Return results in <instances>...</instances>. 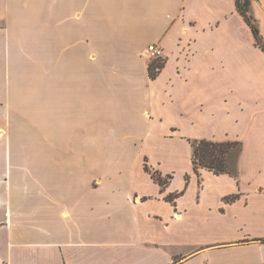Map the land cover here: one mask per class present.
I'll return each mask as SVG.
<instances>
[{
    "label": "crops",
    "instance_id": "1",
    "mask_svg": "<svg viewBox=\"0 0 264 264\" xmlns=\"http://www.w3.org/2000/svg\"><path fill=\"white\" fill-rule=\"evenodd\" d=\"M141 118L180 175L114 180L103 144ZM195 141L239 143L235 176L194 173ZM0 264H264V53L234 0H0Z\"/></svg>",
    "mask_w": 264,
    "mask_h": 264
},
{
    "label": "rangeland",
    "instance_id": "2",
    "mask_svg": "<svg viewBox=\"0 0 264 264\" xmlns=\"http://www.w3.org/2000/svg\"><path fill=\"white\" fill-rule=\"evenodd\" d=\"M148 59H150L148 65L157 61L152 58ZM170 124V122H163L149 126L141 118L138 125L133 129L134 137L121 138L115 142L106 140L103 144L106 154L104 163L109 161L108 168L111 171L122 172V176L118 175L114 179L116 182L127 183L128 178L130 181L137 180V176L140 174L141 155L143 154L150 157L149 162H160L163 170L170 169L175 172V176L181 174L185 167L186 146L176 135H173L172 138L166 137L170 131ZM119 155L120 158H118ZM147 168L153 172L148 166ZM110 177L115 178V176ZM175 183L179 182L175 181Z\"/></svg>",
    "mask_w": 264,
    "mask_h": 264
},
{
    "label": "trees",
    "instance_id": "3",
    "mask_svg": "<svg viewBox=\"0 0 264 264\" xmlns=\"http://www.w3.org/2000/svg\"><path fill=\"white\" fill-rule=\"evenodd\" d=\"M252 0H234L237 13L243 18L249 27L255 44L264 53V40L260 35L255 19L250 14ZM148 65L147 71L150 79H155L159 71L164 66L161 58L155 59ZM192 155L191 164L194 173L197 174L199 169H205L214 175L229 174L235 176L234 164L240 151V144L236 142L213 143L207 141H195L191 143ZM234 162V164H233ZM144 171L148 173L151 179L161 188H164L171 180L170 176L162 178L157 172H150L146 165ZM180 194L169 195L166 200L173 202ZM234 198L226 199L231 201Z\"/></svg>",
    "mask_w": 264,
    "mask_h": 264
},
{
    "label": "built area",
    "instance_id": "4",
    "mask_svg": "<svg viewBox=\"0 0 264 264\" xmlns=\"http://www.w3.org/2000/svg\"><path fill=\"white\" fill-rule=\"evenodd\" d=\"M145 54L147 58H152V59L162 58V49L155 45H150L146 49Z\"/></svg>",
    "mask_w": 264,
    "mask_h": 264
}]
</instances>
